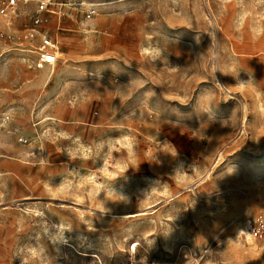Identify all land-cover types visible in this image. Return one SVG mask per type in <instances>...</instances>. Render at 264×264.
Wrapping results in <instances>:
<instances>
[{
	"label": "rangeland",
	"instance_id": "1",
	"mask_svg": "<svg viewBox=\"0 0 264 264\" xmlns=\"http://www.w3.org/2000/svg\"><path fill=\"white\" fill-rule=\"evenodd\" d=\"M63 1L46 85L0 16V264H264V0Z\"/></svg>",
	"mask_w": 264,
	"mask_h": 264
},
{
	"label": "built area",
	"instance_id": "2",
	"mask_svg": "<svg viewBox=\"0 0 264 264\" xmlns=\"http://www.w3.org/2000/svg\"><path fill=\"white\" fill-rule=\"evenodd\" d=\"M30 2L34 4V10L30 15V26L25 30L23 37L29 43V47L24 50L35 57V68L40 69L45 65L53 67L58 60L59 45L57 37L50 35L47 31L50 16L56 14L60 8L66 5L73 7L74 4L54 0H0V16L10 18L15 15L21 3ZM93 14L94 10H91L89 15ZM245 231L253 241H264V202L260 204L257 213L246 221ZM118 264L135 263L127 261Z\"/></svg>",
	"mask_w": 264,
	"mask_h": 264
},
{
	"label": "crops",
	"instance_id": "3",
	"mask_svg": "<svg viewBox=\"0 0 264 264\" xmlns=\"http://www.w3.org/2000/svg\"><path fill=\"white\" fill-rule=\"evenodd\" d=\"M60 1H63V0H60ZM60 1H58V2H60ZM63 2H65V3H68L67 1H63ZM33 4V3H32ZM30 5V4H29ZM33 6V10H34V4L32 5ZM33 10H32V12H33ZM58 10V9H57ZM66 11H71V12H74V11H76V9H75V7H70V6H64V7H62V8H60L57 12H56V14H54V15H51L50 16V23H49V25H48V27H47V31L49 32V34L50 35H52V36H56L57 37V41H58V45H59V53H58V55H57V59L59 60L60 58H59V56L60 55H62V54H60V50H61V46L63 45V33H65V32H69V30H67V28H65V22L66 21H69V22H71V19L69 18H65L64 16H65V12ZM31 12V11H30ZM31 12V13H32ZM31 13H30V15H31ZM30 15H29V25H28V27L30 26ZM27 29V28H26ZM21 52L22 53H24V49L23 50H21ZM25 54V53H24ZM28 54V53H27ZM28 55H30V54H28ZM30 56H32L34 59H35V57L33 56V55H30ZM58 60H57V62H58ZM57 62H56V64H57ZM55 64V65H56ZM55 65L53 66V67H50V66H47V65H45V66H43L42 68H40V69H38V68H35L38 72H36V73H34V77H38V81H37V85L39 86L40 84H42V81H43V83L46 85L48 82H47V80H46V75H42L43 74V72L45 71V70H50L51 72H53L54 73V71L53 70H55L54 68H55ZM42 70H44V71H42ZM52 73V74H53ZM50 75L48 76V81H49V79H50ZM75 115V114H74Z\"/></svg>",
	"mask_w": 264,
	"mask_h": 264
},
{
	"label": "clouds",
	"instance_id": "4",
	"mask_svg": "<svg viewBox=\"0 0 264 264\" xmlns=\"http://www.w3.org/2000/svg\"><path fill=\"white\" fill-rule=\"evenodd\" d=\"M64 135L67 138V134H64ZM70 155H74V154L70 153ZM44 251L45 250L43 248H38V247L28 248L26 250V256L24 259H22L21 264H29V259L33 261H40V264H43Z\"/></svg>",
	"mask_w": 264,
	"mask_h": 264
},
{
	"label": "bare ground",
	"instance_id": "5",
	"mask_svg": "<svg viewBox=\"0 0 264 264\" xmlns=\"http://www.w3.org/2000/svg\"><path fill=\"white\" fill-rule=\"evenodd\" d=\"M24 53L26 54L27 53V51H25L24 50ZM54 71V70H53ZM53 73V72H52ZM49 74V73H48ZM52 120V119H51ZM245 226H246V221H245V223L244 224H242L241 226L239 225V226H237V228H236V236H235V239H236V242H240L238 239H240L241 238V235L243 234V235H245L246 234V237H247V241H250V240H252L250 237H249V235L246 233V231H245ZM250 238V239H249ZM253 241V240H252ZM135 245L136 244H134L132 247H131V250H132V248H135ZM130 247V246H129ZM133 251V250H132ZM134 253H135V250H134ZM133 259V258H132ZM134 263H135V261H134ZM136 264V263H135Z\"/></svg>",
	"mask_w": 264,
	"mask_h": 264
}]
</instances>
